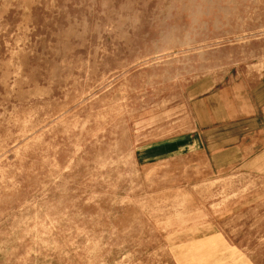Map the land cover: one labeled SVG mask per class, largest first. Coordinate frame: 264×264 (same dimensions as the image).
<instances>
[{"label":"rangeland","instance_id":"obj_1","mask_svg":"<svg viewBox=\"0 0 264 264\" xmlns=\"http://www.w3.org/2000/svg\"><path fill=\"white\" fill-rule=\"evenodd\" d=\"M0 264H264V0H0Z\"/></svg>","mask_w":264,"mask_h":264}]
</instances>
